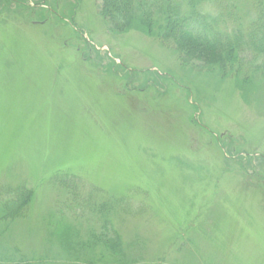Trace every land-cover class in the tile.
<instances>
[{
	"label": "rangeland",
	"instance_id": "obj_1",
	"mask_svg": "<svg viewBox=\"0 0 264 264\" xmlns=\"http://www.w3.org/2000/svg\"><path fill=\"white\" fill-rule=\"evenodd\" d=\"M255 4L211 0V11L244 34ZM101 7L0 0V201L8 185L34 191L1 251L81 263L63 261L77 258L47 235L76 200L60 175L87 185L88 205L114 202L135 264H264L263 56L241 48L243 65L225 75L203 59L184 64L154 33L115 32ZM86 213L83 236L100 223Z\"/></svg>",
	"mask_w": 264,
	"mask_h": 264
},
{
	"label": "trees",
	"instance_id": "obj_2",
	"mask_svg": "<svg viewBox=\"0 0 264 264\" xmlns=\"http://www.w3.org/2000/svg\"><path fill=\"white\" fill-rule=\"evenodd\" d=\"M255 3L257 13L260 11L259 20L245 29L244 34V27L240 24L233 23L232 29L222 27L225 26L223 17L220 16L219 11H211V0H102L101 14L109 20L115 32L144 29L149 34L158 35L164 43L174 47L184 64L203 59L208 67L211 68L215 64L217 65L215 70L225 75L231 64H242L241 48H245L252 59L256 60L258 56L264 58V29L261 27L264 21L263 8L259 0H255ZM237 19L239 18L234 20ZM257 68L260 69L261 66L254 65V69ZM57 177L60 185L71 192L72 199L76 198L70 205L66 202L59 208L57 213L62 218L55 222L47 221L50 227L48 237L51 236L53 242L56 240L60 249L67 255L77 258L69 257L63 261L81 262L79 264H95L105 260L110 264H135V260L138 262L139 260L133 259L128 252L129 245L125 244L123 235L117 231L110 218L111 213L114 212V202L110 199L98 200L88 205L84 201L88 194L85 183L73 176L58 175ZM3 193L4 198L0 201V228H2L0 236L18 220L27 217L34 197L33 189L25 184L8 185ZM124 200L125 198L119 199L116 205L122 207L123 212L134 213L132 202ZM122 201H124L123 205ZM139 207L144 210L142 206ZM85 212L87 215L97 217L100 223L99 229H94L95 224L92 223L91 228L83 236L77 225L81 223ZM65 217H68L69 221L63 220ZM1 247L2 243H0V261L7 263L0 264L60 263L56 258L48 261L42 258L34 262L21 254L18 249L7 247L8 251L3 252ZM62 264L68 263L62 262Z\"/></svg>",
	"mask_w": 264,
	"mask_h": 264
}]
</instances>
